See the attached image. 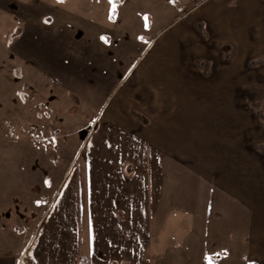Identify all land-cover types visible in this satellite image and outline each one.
<instances>
[{
  "label": "crops",
  "instance_id": "0c3cea01",
  "mask_svg": "<svg viewBox=\"0 0 264 264\" xmlns=\"http://www.w3.org/2000/svg\"><path fill=\"white\" fill-rule=\"evenodd\" d=\"M195 8L135 52L93 38L77 110L48 109L89 127L80 163L0 208V264H264V0Z\"/></svg>",
  "mask_w": 264,
  "mask_h": 264
},
{
  "label": "rangeland",
  "instance_id": "374dc122",
  "mask_svg": "<svg viewBox=\"0 0 264 264\" xmlns=\"http://www.w3.org/2000/svg\"><path fill=\"white\" fill-rule=\"evenodd\" d=\"M198 1L0 0V208L6 211L4 217L9 211L21 212L22 205L29 209V217L39 214L44 202H37L36 179L46 176L50 185L54 166L65 172L69 163L73 164L70 171L80 163L82 148L79 152L78 148L89 127L83 123L79 127L72 120L77 116L69 113L79 106L83 81L78 75L91 72L95 63L98 49L93 38L101 32L109 34L116 38L118 52L125 44L135 52L137 38L147 42L163 38L180 22L196 16ZM84 77L92 88V75ZM59 106L72 107L68 120L57 123L52 117L49 122L48 109ZM83 116L88 119L91 113L85 111ZM62 140L67 146L59 145ZM18 144L36 146V158Z\"/></svg>",
  "mask_w": 264,
  "mask_h": 264
},
{
  "label": "trees",
  "instance_id": "16d2710c",
  "mask_svg": "<svg viewBox=\"0 0 264 264\" xmlns=\"http://www.w3.org/2000/svg\"><path fill=\"white\" fill-rule=\"evenodd\" d=\"M116 1V0H115ZM200 28H201V30H202V33L205 35V31L203 30V27L200 25ZM257 62H263V60H257V61H252V64H255V63H257ZM81 264H86V260L85 259H82V262H81Z\"/></svg>",
  "mask_w": 264,
  "mask_h": 264
}]
</instances>
